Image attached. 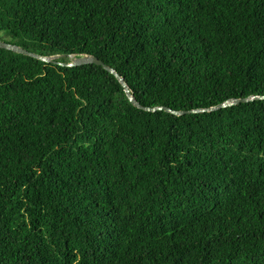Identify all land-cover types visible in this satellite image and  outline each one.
<instances>
[{
  "label": "trees",
  "instance_id": "obj_1",
  "mask_svg": "<svg viewBox=\"0 0 264 264\" xmlns=\"http://www.w3.org/2000/svg\"><path fill=\"white\" fill-rule=\"evenodd\" d=\"M0 41L264 97V0H0ZM0 264H264V98L0 49Z\"/></svg>",
  "mask_w": 264,
  "mask_h": 264
},
{
  "label": "water",
  "instance_id": "obj_2",
  "mask_svg": "<svg viewBox=\"0 0 264 264\" xmlns=\"http://www.w3.org/2000/svg\"><path fill=\"white\" fill-rule=\"evenodd\" d=\"M0 49L13 51V52L18 53V54H22V55L37 58V59H41L43 61L50 62V63H58V64H61L63 66H82V65H87V64L101 65L102 67H104L105 69H107L108 71H110L111 73H113L117 77V79L120 81V83L124 87L129 100L135 106L142 108V109H145V110H148V111H157V110L165 109L168 111H172L178 115L191 114V113L214 112V111H217L220 109H225V108H229V107H232L235 105H239L241 103H246V102L252 101L253 99H256V98H264V97L256 96V97L245 98V99H232V100H229V101H227L221 105H218L216 107H212V108H208V109L193 110V111H189V112H177V111L173 110L172 108L164 107V106L147 107V106L141 105L137 101L135 95L132 93V91H131L129 85L126 83V81L114 69H112L109 65H107L104 61H102L98 57L90 56V55H86V56L80 55L79 56V55L72 54V55H70L71 61L69 63H65V62L60 61L59 59L62 57H66V55L58 54V55H52V56H44V55H40V54H34V53H31V52L24 50L23 48H21L17 45L2 42V41H0Z\"/></svg>",
  "mask_w": 264,
  "mask_h": 264
}]
</instances>
